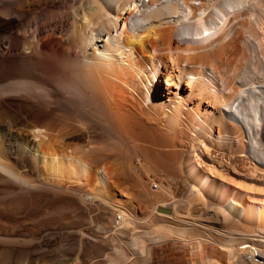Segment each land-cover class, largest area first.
<instances>
[{
    "label": "bare ground",
    "instance_id": "6f19581e",
    "mask_svg": "<svg viewBox=\"0 0 264 264\" xmlns=\"http://www.w3.org/2000/svg\"><path fill=\"white\" fill-rule=\"evenodd\" d=\"M143 1L0 0V15L17 22L16 30L6 35L5 40H0V53L8 54L15 49L24 52L32 44L37 46L35 58L46 69L45 74L49 78L56 76L58 85L71 95V105L76 110L82 112L84 108L85 114L97 117L110 128L113 145L109 147L123 155L122 160L103 154L102 157L94 158L92 152L97 147L87 146L83 149L76 142H65L64 138L70 134L66 131L71 129L67 128L68 125L57 128L51 121L40 122L37 118L32 120L27 134L16 133L13 136L9 130L16 124L17 114L3 107L6 97L2 98V94L30 89L33 82L29 85L30 81L22 79L0 85V175L22 188L34 186L32 179L30 181L17 171L16 158L11 155L13 147L8 142L13 140L17 147L13 153L22 157L26 149L31 150L38 170L51 187L73 191L80 200H90L86 202H93L92 205L106 213H117L118 217L113 219V235L118 234V238H123L125 234L132 233L141 240L151 235L146 229L150 224L144 226L142 231L132 228L133 225L138 227L139 223H146L139 221L135 214L136 206L128 191L131 186L127 187L123 180L120 181L128 164L125 162V165L123 160H127L128 155L136 156L139 166L129 164V170L136 177L135 185L142 195L140 200L147 204L145 220L154 223L167 220L164 216H173L179 229L191 228L197 235L209 237V240L211 238V245L221 242L226 247L218 250L224 255H218V251L214 250V254H211L207 249L177 254L174 245L168 244L165 246L167 253L158 255L157 264H264V81L260 79L264 76V63L262 66L259 64V67L252 65L253 74H250L251 69L245 64L238 74L233 69L237 74V84L233 82L234 85L229 83L226 86L227 96H219L214 89L206 99L199 87L198 74L188 69V65L194 62L184 60V63H175L173 69L164 71L162 58L156 56V44L160 42L168 45L170 42L165 24L172 23L179 37L183 35L192 41L195 38L201 41L210 37L209 30H212V34L219 32L247 6L249 0ZM260 2L264 4V0ZM31 24L34 25L32 31L36 37L44 31L56 29H61V32L65 30L64 37L62 35L56 39L49 33L45 39L40 37L32 43L25 35L27 26ZM65 25H68L66 29ZM218 48L212 49L210 53L221 62L225 57L221 59V56L227 49ZM238 48H228L229 55L222 64L226 70L233 64ZM26 58L35 59L32 54L26 55ZM169 60L173 61L172 58ZM133 127L137 130L135 136L129 133ZM230 128L235 129L239 145L231 152L224 153L218 150L215 140L208 137L206 132L218 134ZM82 136L71 135L73 140ZM98 149L97 153L100 151ZM149 149L170 155V159L180 158L179 182L185 186L184 196L174 200L171 198L173 201L169 202L172 195L170 190L173 189L170 181L173 179L164 175L156 176L155 163L159 159L148 156L146 151ZM177 149L184 150V154L180 155ZM141 168L148 169L147 174H142ZM149 172L156 176L155 181ZM154 182L156 189L148 191L147 184ZM174 203L203 213L208 208L212 209L213 219L209 222H195L193 220L196 217L188 220L178 215L180 210L174 208ZM225 225H229L226 235L218 236L216 232L217 236H212V231ZM144 230L147 234L143 235ZM113 235H110L112 239ZM167 235L169 238L174 237ZM180 241L186 242L183 238ZM233 244L246 248L261 247L257 252L259 259L246 258L244 254L249 250H234L231 248ZM178 245L185 246L184 243ZM149 252L150 255L145 253L148 261L156 254L151 249ZM6 260H9L8 264L14 263L12 256Z\"/></svg>",
    "mask_w": 264,
    "mask_h": 264
},
{
    "label": "rangeland",
    "instance_id": "374dc122",
    "mask_svg": "<svg viewBox=\"0 0 264 264\" xmlns=\"http://www.w3.org/2000/svg\"><path fill=\"white\" fill-rule=\"evenodd\" d=\"M260 1L261 0H249L248 4L246 3L247 6L245 7L244 5L245 8H242V11H240V13L238 12L237 14H235L232 17L233 20H230L227 25L221 27L222 29L220 28L221 30L219 29V32L212 34V30H209L210 37L201 39V41H198L199 38L195 37L194 41H192V39L187 36L185 37L182 35L183 37H179V35L175 34V26L171 25L172 23L165 24L164 26L168 30L170 42L168 43V45H162L160 42H158L159 45L158 43L156 44V49L158 52L156 53V56L162 58V64H165H163L164 71L166 69V71L173 69L172 67L176 64L179 65L184 63V60L194 62L195 64L192 63L188 65V69L198 74L196 76H199V87L205 93L204 95H206V99L209 98V95L212 92L211 90L214 89L217 90L219 96H227L225 92L226 86L229 83H232L233 85L234 83H236L235 78L240 72L242 66L245 67L244 64L251 69H249L251 71L250 74H253L252 72H254V68L252 67L254 65L256 67H259V64L262 66V64L264 63V50H262L264 49V4ZM16 24L17 22L13 18L0 15V40H5L4 38L6 35L14 32L16 30ZM67 27L68 25H65L64 29H66ZM170 27L172 32L171 30H169ZM33 29L34 25L31 24L27 26V30L25 32V35L30 39V41L32 40V43L37 42V39L40 37L42 39H45L47 34L49 33L53 34L54 38L60 39V37L65 32V30L61 32V29H56L53 31L49 30L44 31L41 35L36 37V35L32 31ZM202 34L206 35L205 32H202ZM254 43H258V45H255ZM224 45L229 46L225 47ZM4 46L6 47V45ZM34 46L32 44L31 48L25 49V53L21 51V49H15L12 52L4 55L0 53V85H5L8 82L13 83L16 80L22 79L27 82L30 81L29 85L31 84V82H33L30 85V89L21 90L22 92L18 91L17 93L8 92L9 94H2L4 95L2 96V98L6 97L5 105L3 107H7L6 109L8 111L16 113L18 118L16 124L12 128H10V133L13 136L16 133L23 135L27 134L28 128L32 120H34L35 118H37L40 122L51 121L56 125L57 128H61V126L63 125H68L67 128L69 127L68 129H71L66 131L70 134H68L64 138L65 142H76L83 149H86L87 146L97 147V149L99 148L100 151H98V153L96 152L97 149L96 151L94 150L95 152H92V156L94 158H97L99 156L102 157L104 155L108 157L119 158V160H122V153H119L112 147H109L110 145H113V137L110 134V128L106 124L103 125V123L98 120L97 117L94 116V118L90 115L85 114L84 108L82 112H79L71 105V95L67 94L65 89L58 85V83L56 82V76L53 78H49L47 74H45L46 69L43 67V65L40 66V64H38L35 58L38 48L37 46ZM217 46L219 47L218 49H220V47L227 49H224V51H226L225 53H223L224 55L221 56V59L224 56L227 57V55H229L230 50L228 51V48L233 49L235 46H237V48L239 47L241 49L240 50L238 48L239 53L237 52V54H235L236 56L234 55L232 60L235 68H233L234 66L231 63L232 65L229 67L230 71L226 70V66L223 67V61H225V57L220 62L218 58L211 55V50L217 48ZM186 48L188 49V51ZM259 49L260 51H258ZM30 54H32V57L35 58L34 60L26 58V55ZM191 55L192 57H190ZM173 57L177 59V61ZM171 58L173 59V61L169 60ZM166 65L168 66L166 67ZM260 79L264 81V76H261ZM36 108H39V111L36 110ZM81 122H83V124H81ZM79 124H81V126ZM88 128L89 130H91L89 131ZM129 131H131L129 132L130 134H133L134 136L137 135V130L134 127ZM206 133L208 137L211 136L215 140V144L217 145L218 150L224 153L231 152L239 145V137H236L234 128H230L227 131L220 132L218 134H216L215 132ZM71 135L83 136L80 139L73 140ZM95 140L97 143L95 142ZM86 141L93 142L87 143ZM8 142L13 147V149L11 150V155L16 158L17 171H19L20 173L22 172V174H24L25 177L27 176L26 178H28L30 181L32 179L31 182L34 186L36 185V187L33 186L22 188L16 185L10 179L0 175V264H8L9 260H6V258H10V256H12L13 258V264H28V261H30V264H74L75 258L79 259H77L78 261L76 260L75 264H157L160 258L158 255L167 253V247L165 246H167L168 244L174 245L173 247L177 254L187 253L199 249H207L208 252L214 254L213 250L218 251L223 250L222 248H226L225 244L221 242V244L218 243L216 245L212 243L211 245V238L210 241L209 237L206 238V236L197 235L195 230H191V228L189 229L185 227V230L179 229L180 227H177L178 225L174 223L176 219L173 216H164V218H166L167 220H159L155 221L154 223H149V221L145 220V215L148 210V208L146 207L147 204L146 202L140 200L142 199V195L136 188V177L134 173H132V170H129L130 166H139L138 158L136 159V156L129 157L128 155V159L123 160L125 165L126 163H128L126 165V168H124V171L128 172H126V174L124 172L125 176L121 174L120 181L123 180V184L125 183L126 186H131L127 187L128 191H130L129 193L132 202L136 206L135 214L137 215L139 221L142 220L143 223H146L143 225L139 223L138 227L133 225L132 228L136 231H142L144 229V226L150 224L149 228H145L151 232V235L147 237L145 236L146 238L144 237L141 240L137 239L136 236L132 233L128 235L125 234L123 238H118V234V237L113 235L115 233V229L113 228L115 226L113 219L118 217L117 213H106L100 207L92 205L93 202L88 203L90 200H86L88 202L80 200L78 194H75V192L73 191H65L64 189L58 190L51 187V184H48L44 176H42L43 173H40V171L38 170L37 164L34 162L31 155V150L26 149L22 157H17L13 153L16 147L13 144L14 141L9 140ZM102 144L104 145L102 146ZM98 146H100L101 148ZM102 148L104 149V151H102ZM181 150L182 149H177L180 155H183L184 150ZM152 151L153 150L149 149L146 152L148 153V156H154L156 157V160L159 159L157 161L155 160V172L157 173L156 176L158 177L164 175L173 179L170 181V184H172L173 187V189L170 190L173 195H170V199L184 196L185 186L181 185L179 182L181 176L178 169L180 158L176 159L175 157L170 159V155H165L160 151V153ZM147 170L141 168V173L147 174ZM149 175H151L152 178L154 177L153 179L151 178L153 181L156 180V176L152 175V173L149 172ZM122 176L124 177L122 178ZM138 183H140V181H138ZM155 184V182L148 183V191L155 190ZM178 185L179 187H177ZM85 199L86 198L84 197V200ZM172 199L169 200V202L174 200ZM178 205L179 204L176 205V203H174L173 205L174 208H179H176L177 211L180 210L178 215L185 218L187 217L188 220H192L196 217L193 220L195 222H209L213 219L212 209L208 208V211H204L203 213V211L199 212L197 210H194L193 208L187 209V207L182 208L181 205ZM198 214L201 215V217ZM140 225L142 227H140ZM223 227L218 228L217 231H212L214 232L212 236H219V234H221L222 236L226 235L229 231V225L228 227H226V225ZM127 231L132 230L127 229ZM163 231L167 233H161ZM216 232L217 235L215 234ZM142 234H147V231L144 230ZM167 234H170V236L172 235L171 237H173L174 235V237L169 238ZM110 235H113L114 239H112ZM182 238L183 241L186 242L180 241L179 243V240H182ZM171 239L176 240L172 241ZM188 242H191L192 244H189ZM183 243L185 246L178 245ZM185 243L188 244L186 245ZM231 246V248H233L234 250L239 251L244 249H247L249 251L252 250L254 252V255H258L257 252L261 250V247L259 246H250L248 248L241 247V245L238 244H233ZM193 247L197 249H194ZM145 249H147L148 251ZM150 249L154 250V252L156 251V254L155 257L152 256L150 261H148V259H146L147 257H145V253L146 255H150ZM217 254L224 255L219 251ZM17 259L19 260V262L17 261ZM151 260H154V262H152Z\"/></svg>",
    "mask_w": 264,
    "mask_h": 264
},
{
    "label": "built area",
    "instance_id": "2783aa9c",
    "mask_svg": "<svg viewBox=\"0 0 264 264\" xmlns=\"http://www.w3.org/2000/svg\"><path fill=\"white\" fill-rule=\"evenodd\" d=\"M147 0H144L143 3H146ZM244 256H247L246 258H253L254 260L259 259L258 255H252V250L248 251L246 254H244Z\"/></svg>",
    "mask_w": 264,
    "mask_h": 264
}]
</instances>
